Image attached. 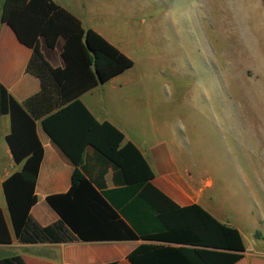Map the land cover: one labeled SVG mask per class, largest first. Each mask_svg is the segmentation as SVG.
Instances as JSON below:
<instances>
[{
  "label": "trees",
  "instance_id": "16d2710c",
  "mask_svg": "<svg viewBox=\"0 0 264 264\" xmlns=\"http://www.w3.org/2000/svg\"><path fill=\"white\" fill-rule=\"evenodd\" d=\"M30 49L25 72L39 82L37 93L16 102L0 84V116L9 119L4 137L12 161L20 165L1 183L12 236L25 231L36 202L34 182L42 158L35 122L72 164L68 190L45 197L60 223L84 242L141 239L166 245H139L130 264H234L244 252L239 232L199 206L177 207L150 184L152 173L135 147L107 122H97L78 97L132 66V61L52 0H2L0 24ZM51 50L62 41V67L44 59L39 40ZM90 147L102 168L112 170L115 188L84 176L83 152ZM60 226L32 229L29 238L62 239ZM11 236L0 211V244ZM0 264H23L18 256Z\"/></svg>",
  "mask_w": 264,
  "mask_h": 264
},
{
  "label": "rangeland",
  "instance_id": "374dc122",
  "mask_svg": "<svg viewBox=\"0 0 264 264\" xmlns=\"http://www.w3.org/2000/svg\"><path fill=\"white\" fill-rule=\"evenodd\" d=\"M55 1L132 61L126 87L152 92L142 102L200 122L198 170L212 195L228 203V185L264 216V0ZM240 226L245 246L264 250V223Z\"/></svg>",
  "mask_w": 264,
  "mask_h": 264
},
{
  "label": "crops",
  "instance_id": "0c3cea01",
  "mask_svg": "<svg viewBox=\"0 0 264 264\" xmlns=\"http://www.w3.org/2000/svg\"><path fill=\"white\" fill-rule=\"evenodd\" d=\"M52 1L82 23L80 13L68 6L63 7L55 0ZM1 2L2 0L0 7ZM89 27L121 52L102 31ZM61 44L62 41L58 40L56 46L49 50L43 41L39 40L40 51L53 68L62 67L59 55ZM30 54V49L18 42L10 28L4 23L0 24V84L18 103L39 90L38 80L25 72ZM129 69L84 92L78 97L79 101L97 122L109 123L123 135L124 142H129L135 147L152 173L150 184L155 189L177 207L199 206L217 222L235 228L243 241L240 224L264 223V216L252 215L244 203H235V192L229 189L228 185L225 187L228 189V203H223L217 196L212 195L215 186L208 170H198L200 122L195 119L180 120L178 117L172 119L170 106L155 107L148 105L147 101L142 102L140 97L146 98L152 95V92L148 89L126 87L132 80L127 77ZM156 108L157 112L162 113L161 116L154 114ZM193 112H197L196 107ZM8 131V116H0V211L11 236L9 244H0V259L18 256L23 264H130L126 256L139 245L174 246L141 239L84 242L71 234L47 205L45 197L65 193L69 188L74 168L42 132L38 122H35V134L42 147V158L34 182L36 202L28 211L25 231L20 238H14L1 189L3 180L20 168V165L12 161L4 142ZM83 168L84 176L93 180L103 170L101 182L104 189L116 187L112 181V170L102 168L90 147L84 149ZM54 225L62 229L61 240L29 238L34 226L43 229ZM254 233L256 234L253 229L252 236ZM243 244L244 252L234 264H264L263 249L247 248L244 241Z\"/></svg>",
  "mask_w": 264,
  "mask_h": 264
}]
</instances>
